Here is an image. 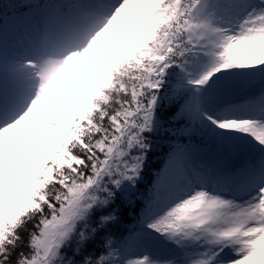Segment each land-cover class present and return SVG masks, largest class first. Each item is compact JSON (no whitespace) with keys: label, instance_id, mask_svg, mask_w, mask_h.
Segmentation results:
<instances>
[{"label":"snow or ice","instance_id":"obj_1","mask_svg":"<svg viewBox=\"0 0 264 264\" xmlns=\"http://www.w3.org/2000/svg\"><path fill=\"white\" fill-rule=\"evenodd\" d=\"M0 264H264V0H0Z\"/></svg>","mask_w":264,"mask_h":264}]
</instances>
